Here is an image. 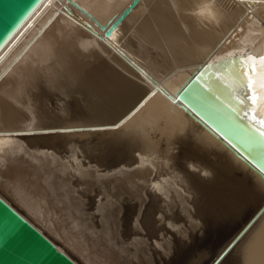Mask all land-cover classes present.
<instances>
[{"label": "bare ground", "instance_id": "bare-ground-1", "mask_svg": "<svg viewBox=\"0 0 264 264\" xmlns=\"http://www.w3.org/2000/svg\"><path fill=\"white\" fill-rule=\"evenodd\" d=\"M73 1L84 10L68 0H42L0 49V141H3L0 157L9 166L7 171L0 164V174L15 173L17 164L27 163L21 161L22 157L29 156V168L44 172L39 182L68 188L64 180L68 168L64 163L30 154L18 137H5V134L59 128L45 121L56 110L68 112L79 121L114 119L112 123L88 125L111 127L135 110L136 114L129 120L136 118L163 92L161 89L176 93L181 89H172L177 81L187 83L199 71L205 76L201 75L202 79L185 96L186 100L199 112L213 116L246 149L251 160L264 161V138L253 129V123L260 127L259 112L264 102H258L257 119L252 121L249 99L252 90L246 87L251 75L257 96L264 92L260 88L264 66L259 60L251 62L242 58L244 53L264 56V0H141L111 38L105 36L97 22L103 25L110 20L115 22L133 0ZM229 53L237 54L234 60H220ZM11 78V82H16L13 85L8 83ZM36 83L46 97V107L38 103L43 109V118L31 113L35 108L29 104L33 101L26 96L32 93L30 86ZM208 92L217 97L215 101ZM236 96L245 103L239 104ZM163 98L149 109L155 112L166 108L154 129L143 138L124 139L125 147L139 144L135 151L142 156L137 173L129 174L120 184L127 183L134 189L128 194L130 197L135 191L143 190L138 182L151 176L153 165L157 175L166 174L170 182L164 187L172 194L169 222H178L177 227L184 228V238H176L169 244L167 255H144L142 250L137 255L133 251L126 258L127 264H264V180L197 124L180 105L169 100L166 93ZM226 100L231 108L223 110L222 101L227 103ZM243 113L249 114L246 117ZM30 115L33 117L29 118ZM113 134L110 135L113 140L122 139ZM188 139L215 157L224 153L230 164L236 166L233 170L239 171L243 183H231L233 187H230V182H216L220 179L218 172L209 179L211 183L188 175L183 162L186 157L174 151ZM129 153L136 154L131 149ZM192 157L200 158L194 154ZM198 165L212 169L213 173L218 166L210 162ZM50 168L61 174L55 183L52 179L56 173ZM68 178L72 181L71 175ZM177 186L183 192L177 191ZM250 189L258 198L244 207V201L252 194ZM185 194L193 196V202L197 203L193 211ZM11 195L8 183L0 184V196L45 229L58 241L60 250L75 255L82 264H95L96 255L76 241V233H64V227L48 217L44 206L32 207L23 201L18 206ZM67 207L65 214L72 217L71 227L79 230L71 205ZM127 207L123 217L125 235L132 231V217L137 212V205ZM159 207L153 199L145 212L144 223L150 236L167 231L153 219ZM185 220L189 221L187 226ZM192 220L197 221L196 226L191 225ZM236 239L239 243L224 257L223 253ZM169 240H172L170 232Z\"/></svg>", "mask_w": 264, "mask_h": 264}, {"label": "water", "instance_id": "water-1", "mask_svg": "<svg viewBox=\"0 0 264 264\" xmlns=\"http://www.w3.org/2000/svg\"><path fill=\"white\" fill-rule=\"evenodd\" d=\"M41 1L42 0H0V49ZM68 1L80 10H84L77 2L73 0ZM140 1L141 0H133L131 4L134 5V7H127L115 22L110 20L106 25L97 22L107 38L112 37L116 28ZM87 26L89 28L91 27L90 24ZM234 34L232 37H234ZM198 79H202L200 71L195 72L187 83L176 93L171 94L165 89L161 90L167 94L169 100L174 104L180 105L197 124L224 145L225 148L233 152L237 158L244 161L254 173L264 180V173H262L260 169V166L264 165V161L256 160L254 162V158V160H251L245 151L246 149H244L243 146V148L239 146L236 139L231 135L229 136V133L218 124V121L215 118H212L213 116H208L199 112V110L194 108V106L186 100L185 96L188 95L192 88L198 84ZM209 94L212 95V100L215 101V98L217 97L211 93ZM230 104L228 101L227 103L222 101L223 110L231 108L229 106ZM234 108L232 107V109ZM113 120L114 119L107 120L92 118V120H86L92 121V123H88L73 118V115L70 117L68 112L61 113L56 110V112L50 113L45 120L48 125L59 127L55 128V131L15 132L5 134V137H18L22 141L27 152L36 156H42L40 158H55L62 163L64 162L61 159V154H64V159H67L68 154H71L78 160L83 158L85 171H88L87 165L91 164L92 172L90 174L96 175L97 179L111 182V177L114 174L111 170H115L116 183L120 184L121 180L128 178L129 174H131V176L134 175L139 169V167L132 168V165L137 161V157L136 155L129 153L130 149L136 153L135 147H138L139 144L135 145V143H132V146L125 147L124 145L126 143L120 140L117 142L108 140L107 137H110L112 133H115L114 131L118 128L106 126H104V128H94L88 126L89 124L112 123ZM62 129L63 131H61ZM190 139L179 143L174 150L175 153L178 154L181 152L183 158L186 157L183 162L184 166H186L185 169L188 175H191L198 180L200 179L208 182L210 181L209 179L214 177L218 172L217 175H220V179L215 180L216 182H224L225 184L226 182H230V187H233L231 183H243L239 171L233 170L236 166L230 164L224 153H221L222 156L219 155V157H215L210 154L208 149ZM193 154L198 155L200 158L192 157ZM29 158V156L26 158L22 157L21 161L30 163L28 161ZM187 161H192V163L187 165ZM203 161L210 162L212 165L218 164L217 167H214L215 174L212 169L206 170L198 165V163L201 165L204 164ZM27 163L17 164L15 171L27 172L29 176L33 178V180L36 179L37 182L40 181L39 179L42 180V173L44 172H38V170L35 171L34 169L32 170ZM51 169L52 168L48 170ZM101 169L104 170L102 176L100 175ZM196 169H199L200 171H196ZM8 170L9 166L7 167V171ZM51 172L56 173L52 179L55 183L58 178L61 177V174L54 170H51ZM204 173H207V175H204ZM68 175L72 176L69 170L65 172L64 180L68 188H71L72 185H70L71 181L68 178ZM211 182L212 180L210 183ZM251 191L252 194H250V197H248L244 203L242 202L244 207H249L258 198V195L253 190ZM85 195H87V193H85ZM185 196L188 200L189 209L193 211L197 206V203L195 204L193 202V196L191 197V195L186 194ZM0 200L3 201V203H0V264H82L80 261L76 260L73 254L68 251L64 252L60 250L58 248V241L55 238L48 234L45 229H43L38 223L34 222L30 217L24 215L11 202H8L6 198L0 196ZM94 202V199L91 196H88L87 203L89 208ZM128 205L136 207L137 201L133 200V195H130L125 201L124 208ZM44 207L47 209L48 217L55 219L57 223H60L64 227V233L73 234L72 232H79L78 229L66 226L67 224L65 221L70 222L72 219L71 215L65 214L64 219H59L47 204H45ZM13 212L19 217L18 223L16 218L12 216ZM74 236L77 238L76 235ZM80 236L82 240L83 233H81ZM84 247L86 251L96 255L95 252L90 251L86 246Z\"/></svg>", "mask_w": 264, "mask_h": 264}, {"label": "snow or ice", "instance_id": "snow-or-ice-1", "mask_svg": "<svg viewBox=\"0 0 264 264\" xmlns=\"http://www.w3.org/2000/svg\"><path fill=\"white\" fill-rule=\"evenodd\" d=\"M128 7L132 8L134 5L130 4ZM236 55V53H229L228 56L221 57L220 60H234ZM242 58L251 62L259 60L260 64L264 66V56L257 57L244 53ZM222 79L225 78L222 77ZM246 87L252 90L249 97L252 105L250 115L252 121H256V106L258 102H264V92H261L259 97L257 96L256 84L251 75L248 76ZM260 88L264 89V74L261 75ZM236 100L241 105L245 103L240 96H236ZM135 114V111L126 114L119 123H113L111 127L121 128ZM243 114L247 117L249 113ZM259 115L261 117L260 127L253 123V129L264 138V108L260 109ZM50 130L55 131V129ZM2 143L3 141H0V144ZM135 155L137 161L132 165V168L140 167L141 153L137 152ZM61 159L64 166L72 174L71 188H66L64 185L57 186L51 184V182H36L23 172H15L8 176L0 174V184L8 183V191L12 194L10 198L18 206H22L21 201L32 207H43L47 204L59 219H64L65 212L69 210L67 204H70L73 217L79 221V232L76 233L77 242L95 252V264H127L126 258L133 251H136L137 255L141 250L144 255H154L155 253H159L161 256L167 255L169 254V244L173 243L176 238H184V228L177 227L178 222H169L171 218L168 213L171 209L172 194L164 185L169 183L170 179L166 178L164 173L157 175L155 165H153L151 176L138 182L143 190L135 191L133 199L138 201L137 212L132 217V231L125 235L123 228L124 204L128 199V194L133 192L134 189L127 183H116L115 170H111L114 174L111 177V182H108L97 179L96 175L90 174L92 172L91 164L87 165L88 171L86 172L83 158L78 160L68 154L67 159H64V154H61ZM0 164L7 167L2 157H0ZM260 169L264 173V165H261ZM103 171V169L100 170L101 176ZM196 171L200 170L196 169ZM204 175H207V173H204ZM177 191L183 192V188L177 186ZM66 192L67 196L65 195ZM88 196H91L95 201L90 208L87 203ZM153 199L160 204V207L153 213V219L155 222L162 224L167 231L157 232L154 236H150L144 223V216L148 203ZM0 203H3V201L0 200ZM77 212L80 213L79 216H77ZM12 216L16 218L18 223L19 217L17 214L13 212ZM65 222L71 227L70 222ZM184 224L187 226L189 221L185 220ZM196 224V220L191 221L192 226H196ZM169 232L172 235V240H169ZM81 233H83L82 240L80 239ZM165 241H168V243H165ZM238 243L239 239L234 240L223 253V256L226 257Z\"/></svg>", "mask_w": 264, "mask_h": 264}, {"label": "rangeland", "instance_id": "rangeland-1", "mask_svg": "<svg viewBox=\"0 0 264 264\" xmlns=\"http://www.w3.org/2000/svg\"><path fill=\"white\" fill-rule=\"evenodd\" d=\"M201 75L202 77H204L205 73H202ZM12 79L13 78H11L8 83H11L13 85L16 82H11ZM185 84L186 83H184L183 80H179L177 81V83L174 85L172 89L176 91L177 89L182 88ZM30 87H31L32 93L26 94V96L30 98V100L33 101L29 104L31 107L35 108L31 110V113L33 114L38 113V115H40L43 118L44 112H42L43 109L42 107H40L38 103L42 102L46 107V104L44 103V100L46 99V97L43 95L42 89L39 88V84L36 83V85H31ZM163 96L165 97L164 92L159 93V96L155 100H153V102H151L148 106H146V108L141 113H139L136 118L129 120L124 126H122L121 128H118L116 131H114L115 133L113 135H117L121 137L122 139L120 141L125 142L126 140L124 139L126 138H129L127 139L128 141H133V140L143 138L146 134H149V132L152 129H154L155 124L160 119L159 118L160 115H162L166 111V108L162 107L161 109L156 110L155 112H151L149 109L151 108L152 105H155V104L158 105V102L164 100ZM11 105L13 106V103ZM30 116L29 118L33 117V116L30 117ZM107 139L112 142H117L119 140V139L113 140L112 137H107Z\"/></svg>", "mask_w": 264, "mask_h": 264}]
</instances>
